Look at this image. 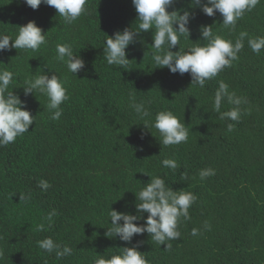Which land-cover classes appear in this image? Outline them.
Wrapping results in <instances>:
<instances>
[{
  "label": "trees",
  "instance_id": "16d2710c",
  "mask_svg": "<svg viewBox=\"0 0 264 264\" xmlns=\"http://www.w3.org/2000/svg\"><path fill=\"white\" fill-rule=\"evenodd\" d=\"M190 2L179 0L169 11L188 8ZM86 7L85 14L66 24L45 4L33 10L23 0H0V33L14 38L19 26L35 21L47 34V44L37 51L0 52V70L14 73L9 90L26 101L35 117L29 132L0 147V264H93L97 254L110 257L120 247L137 245L149 264H264V48L254 53L246 39L230 67L204 88L191 86L188 73L155 69L151 32L141 34L145 43L138 40L127 50L132 60L127 69L107 64V35L139 23L132 0H87ZM194 13L189 25L193 42L200 39L201 25L214 24V34L233 43L241 31L249 38L264 37V0L245 12L233 31L223 27L219 13L209 17L199 8ZM191 40L181 37L180 46L187 50ZM58 43L71 44L85 61L77 76L56 59ZM50 71L62 79L69 97L59 120L50 118L46 96L23 91L26 79ZM220 81L247 101L240 105L239 121L220 120L214 110ZM133 93L150 109V117L141 120L129 106ZM232 107L225 101L221 112ZM162 110L185 123L187 142L160 144L151 125ZM166 158L179 167H164ZM205 168H213L215 175L202 181L199 172ZM144 172L197 196L191 219L180 218L181 237L166 242L170 250L147 233L130 244L105 235L111 207L136 214L133 192L151 179ZM41 179L51 184L48 190L38 187ZM20 193H31V199L20 201ZM53 210L59 214L49 227L45 218ZM42 223L46 230L38 231ZM193 228L200 233L193 236ZM49 236L71 247L72 255L58 259L40 249L37 241Z\"/></svg>",
  "mask_w": 264,
  "mask_h": 264
},
{
  "label": "clouds",
  "instance_id": "9594fccd",
  "mask_svg": "<svg viewBox=\"0 0 264 264\" xmlns=\"http://www.w3.org/2000/svg\"><path fill=\"white\" fill-rule=\"evenodd\" d=\"M260 0H191L188 8L169 11L179 0H132L137 13L139 23L136 28H124L114 35L108 36L104 41V58L108 65H116L127 69L130 61L128 49L134 46L138 40H142V33L152 34L151 56L155 69L167 68L171 73L191 76V86L205 87L207 80L215 78L225 67H230L232 61L237 60L238 54L244 48V42L254 53L259 54L264 48V37L249 38L246 31H241L233 43L214 34L213 26L201 25L200 39L191 40L190 23L195 19L194 10L199 8L206 16L214 17L217 13L222 16L224 28L233 31L238 20L242 19L245 12L251 11ZM23 3L33 10H38L41 4L56 9L59 16L63 17L66 24H72L87 12V0H23ZM47 34L35 21H29L26 25L19 26L18 34L13 38L10 35L0 33V52L5 50H32L37 51L42 45L47 44ZM181 37L191 40L193 43L187 46V50L180 46ZM206 41L200 44L199 41ZM179 45V51H172ZM56 59L64 63L69 72L77 74L85 69V61L80 55H75L72 45L58 43L56 45ZM146 54V53H145ZM0 64H4L0 62ZM14 73L4 69L0 70V147L14 143L16 139L26 132L35 121L31 111L27 109L26 101L9 90L13 82ZM24 95L39 92L47 97V109L51 112V119L59 120L63 109L61 105L68 100L67 89L64 82L55 72H45L43 75H34L25 80ZM130 107L137 116L144 120L152 115L150 109L143 101L137 102L135 94H130ZM234 105L230 110L221 112L224 102ZM247 103L243 97L236 96L229 91V86L223 81L219 82L214 96V110L219 114L220 120L239 121L241 116L240 105ZM149 130L147 121L143 123ZM154 127L160 136L159 142L163 146L179 145L187 142L188 128L185 123L170 110H162L155 114ZM228 131H232L233 125H227ZM152 133V131H151ZM153 135V133H152ZM164 167L175 171L179 165L175 159L162 160ZM150 176V182L138 191L133 192L136 197V214L120 212L111 207L109 211L110 227L105 235L108 238H118L121 241L131 243L134 236L149 234L151 240L157 244L166 245L171 249L172 245L167 241L177 240L181 237L178 230L180 218L185 221L191 219L189 209L196 202L197 196L185 190L175 191L166 185L165 179L160 176ZM213 168L200 170V179L206 180L214 176ZM186 178V174H185ZM38 187L46 191L51 187L49 181L41 179ZM31 199V193H20V201L27 202ZM59 213L53 210L45 218L49 227L54 216ZM145 214L146 217H145ZM143 220L142 224L137 221ZM210 228V225H206ZM38 231H45L44 224H40ZM200 229L193 228L192 235L196 236ZM37 246L55 256L63 258L72 255V248L56 242L52 237H46L37 241ZM93 264H149L144 254L138 250V245L133 247H120L118 254L105 257L97 254Z\"/></svg>",
  "mask_w": 264,
  "mask_h": 264
}]
</instances>
